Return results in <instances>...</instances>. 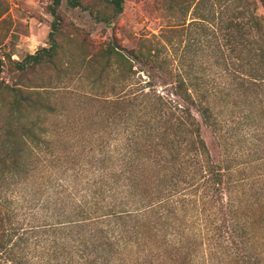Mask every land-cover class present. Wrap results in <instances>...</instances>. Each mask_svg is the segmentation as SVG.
<instances>
[{
  "label": "trees",
  "instance_id": "1",
  "mask_svg": "<svg viewBox=\"0 0 264 264\" xmlns=\"http://www.w3.org/2000/svg\"><path fill=\"white\" fill-rule=\"evenodd\" d=\"M64 2L105 25L120 16L124 4L52 0L50 45L21 61L9 58L16 73L58 68ZM164 4L168 10L178 5L175 0ZM201 4L202 16L181 29L202 28L196 42L202 49V92L194 81L199 80L195 63H186L200 48L182 47V40L168 34L145 36L134 50L115 38L86 55L99 76L125 74L122 82L75 88L101 107L93 116L101 121H92L104 125L97 130L79 129L86 122L68 116L74 109L52 97L55 92L69 98L67 82L55 87L32 79L0 82V93L6 92L0 116V264L16 260L23 241L14 242L11 228L23 205L2 189L14 192L20 186L56 219L41 232L56 236L50 248L57 264H194L199 259L264 264V179L242 178L226 153L215 162L203 136V129H210L227 148L213 98L220 87L211 86L212 77L225 80L221 90L227 95L237 86L249 103H261L264 115V16L258 13L264 0H199L194 7ZM6 11L1 3L0 19ZM136 65L141 72L156 71L164 92L152 82H129ZM56 116L52 129L48 120Z\"/></svg>",
  "mask_w": 264,
  "mask_h": 264
},
{
  "label": "rangeland",
  "instance_id": "2",
  "mask_svg": "<svg viewBox=\"0 0 264 264\" xmlns=\"http://www.w3.org/2000/svg\"><path fill=\"white\" fill-rule=\"evenodd\" d=\"M175 1L178 3L176 9L168 10L164 0H124L123 12L111 25L97 23L88 12L69 9L64 2L61 7L64 29L59 36L58 68L42 70L30 75L16 73L8 59L21 61L27 55L36 54L40 49L49 47L53 18L47 13V7L52 0H0V4L3 3L7 8L0 19V82L13 85L16 82H28L32 79V82H42L47 87H55L57 82H67L70 90L68 91L70 94L67 95L69 98L54 94L55 92H51L52 97L56 98L60 105L64 104L74 109L72 113H68V116L72 118L76 114L86 122L85 125L78 124L79 129L83 127L87 130H97L104 125L99 123L95 126L92 121L96 118V122L101 121L99 116L93 117L97 109L101 112V107L97 108L94 99L84 96L79 91V94L76 93L75 88L86 91L88 82H122L121 76L124 73L117 71L110 77L99 76L97 66L87 61L89 56L86 55L112 42L115 38L124 49L134 50L137 48L138 40L145 36L168 34V37L174 41L182 40V47L193 44L194 49L200 48L197 54L190 53L186 63H195L193 71L195 78L199 80L194 79V81L200 85L202 92V49L196 44L202 39V28L194 25L189 31L181 29L183 23H189L194 17L202 16V4L195 8L199 0H194L188 11L187 7L193 0ZM178 6H185L186 9ZM259 7L258 13L264 16V8ZM134 71L136 73L131 74L129 82H152V86L164 92L156 71L141 72L139 65H136ZM210 79L211 86L215 84L220 87V90L219 87L217 88L218 94L213 98L216 113L222 121V134L225 135L228 143L226 148L210 129H203L204 139L215 162L220 163L228 156L230 160L233 159L231 164L239 170L242 178L247 177L250 182L264 179L263 105L259 102L249 103L244 92L236 88L237 86L229 96L226 91L221 90L226 89L223 85L225 80L215 77ZM119 88L116 92L121 94L123 91ZM5 103L6 92H1L0 116L6 111L2 109ZM57 120V116L48 120L52 129H56L59 122ZM62 120L65 121V118ZM20 188L21 186L14 192L12 188L2 189L4 196L14 198L23 205L22 210L17 212V216L12 217L11 222V228H14L17 234L13 238L14 242L20 237L23 238L20 247L15 250L16 260L22 264H57L54 257L55 249L50 248L57 238L54 234L41 232L44 231L42 230L44 226L55 224L56 219L42 209L37 200L32 203L30 201L32 197L25 196ZM16 260L4 259L1 264H16ZM194 264H202V259L196 260Z\"/></svg>",
  "mask_w": 264,
  "mask_h": 264
}]
</instances>
